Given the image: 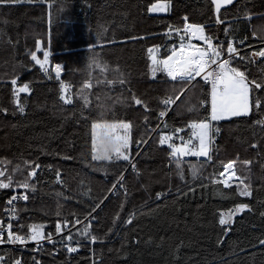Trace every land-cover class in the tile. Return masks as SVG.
<instances>
[{
	"label": "trees",
	"instance_id": "obj_1",
	"mask_svg": "<svg viewBox=\"0 0 264 264\" xmlns=\"http://www.w3.org/2000/svg\"><path fill=\"white\" fill-rule=\"evenodd\" d=\"M156 2L22 0L0 6V109H7L0 110V161L5 162L0 167L11 173L19 165L23 171L13 178L22 182L31 170L26 162L41 165L30 179L35 191L29 190L27 201H17L15 226L25 225L21 234H26L28 225L44 224L46 233H54L58 218L74 220L77 214L84 221L91 212V231L98 237L93 244L83 241L75 253H68L62 243L44 244L39 251L37 246L0 247L2 264H14L17 259L22 264H264L260 244L264 240V126L255 123L264 119V109L215 122L220 131L211 161L201 157L198 162L194 156L177 161L167 145H159L160 131L182 128L178 135L187 141L189 121L207 116L205 107L210 111L209 105L200 106L209 88L201 80L187 87L188 83L172 82L163 73L153 77L147 51L159 45L161 58L173 44L178 46L179 38L165 33L169 26L182 27L185 16L191 23L211 24L209 34L220 40L223 29L244 18L245 32L233 36L245 38L249 45L262 41L264 0H236L221 12L224 23L220 25L215 23L210 0H170L168 12H149ZM37 40L42 42L40 50ZM44 50L50 52L47 73L30 55L37 51L43 60ZM241 55H250V50ZM92 57L100 67H89ZM56 64L63 68L59 79L54 74ZM240 70H246L249 79L264 80V58L246 64V69L242 64ZM17 77L18 84L29 83L32 89L20 93L23 113L13 102L11 80ZM61 81L68 85L64 94L72 98L71 104L60 99ZM86 83L91 87H85ZM133 94L147 102L150 111L135 105ZM257 95L264 97V92ZM168 96L179 99L160 123L159 111L164 110L160 102ZM94 121L131 122L129 161L92 159ZM157 125L160 131H148ZM141 140L147 143L138 144ZM173 142L180 140L174 137ZM229 160L237 162V176L251 184V197L238 196V181L231 188L212 183ZM177 163L184 170L183 180ZM193 167L199 173L197 179L192 177ZM121 174L123 187L117 183ZM20 191L15 185L0 189V217L5 199ZM158 193L162 194L159 199ZM239 203L250 204L252 210L236 214L226 231L219 224L220 214ZM130 216H134L131 224L126 222ZM51 247L56 254H51Z\"/></svg>",
	"mask_w": 264,
	"mask_h": 264
},
{
	"label": "snow or ice",
	"instance_id": "obj_2",
	"mask_svg": "<svg viewBox=\"0 0 264 264\" xmlns=\"http://www.w3.org/2000/svg\"><path fill=\"white\" fill-rule=\"evenodd\" d=\"M22 0H0V6L14 5L21 3ZM31 2V0H29ZM47 2V0H45ZM211 5L214 6V11L217 14L215 23L217 25L223 24L224 21L220 19L221 9L225 5L233 4V0H210ZM171 8L170 0H158L153 3L148 11L152 13L168 12ZM211 24L189 23L188 17H184V24L182 28L168 27L166 36L176 35L179 38L178 46L173 44L168 50V53L163 57L158 58L157 53L160 51L159 45H154L147 49L149 53V59L151 60V72L152 76L156 77L157 73L166 74L171 80L184 81L191 84L196 80V77H201L205 84L211 85L210 93L205 95L204 99L200 101V106H210L204 108L207 112V116L203 119L189 121L187 127L191 129L190 136L187 141L183 136L178 134L183 132L182 128H174L171 133L160 131L159 125L155 129H148L149 132L160 131L159 145H167L171 152L169 155L179 160L184 156H196L205 157L209 161L212 160V145L214 144L215 135L219 133V127L215 126V122L229 120L232 117H244L248 116L253 110L259 112L264 109V97L257 95V93L264 92V80L257 81L256 79H249L247 71H241L240 66L243 64L246 69V64L253 63L255 58H264V47L259 51L252 52L251 55H241V48L244 46L245 41L240 40L235 42L234 39H227L230 29H223L226 39L220 40L218 36L209 34L212 30ZM255 35V33H253ZM140 37L139 39H144ZM132 39H137L133 37ZM202 41V45L193 44L192 40ZM264 40V36L261 37ZM215 41V42H214ZM111 43V42H109ZM42 42L36 41L37 50L41 49ZM95 45H90V48H94ZM31 60L35 61L40 68L47 73L49 69L46 67L49 63L50 52L43 51V60L38 58L37 51L30 53ZM237 66L234 67L233 63ZM100 67L95 57L90 60L89 67ZM56 78L61 77L63 71L61 64H56L54 67ZM102 71H107L103 68ZM108 83H115L116 81H107ZM121 84L125 83L123 79L119 81ZM13 102L17 106L18 111L23 113L25 107L20 103V93H30L32 91L29 83L18 84V77L11 80ZM85 87H91L90 83H86ZM68 85L61 81L60 84V99L65 104H71L72 98L65 96ZM85 103H87V97H83ZM179 97L173 98L171 96L165 97L161 100L163 109L159 111V118H164L168 114V110L172 105L176 104ZM131 100L135 105L142 106L145 111H150L148 103L143 99L132 95ZM7 111V109H0ZM193 109H189L192 111ZM147 122V116L145 117ZM257 125L264 126V119L255 121ZM132 128L131 122L119 121L114 123H96L91 125V144H92V159L93 160H124L129 161L130 157L126 154L129 150L130 144L133 142L130 136ZM167 128V124H165ZM98 129L101 130L98 133ZM174 137H178L180 144L174 143ZM147 143V141L141 140L137 142ZM256 147V145H252ZM65 159H72L71 157H65ZM4 161H0V165L4 164ZM236 161L229 160L223 164V171L218 173V178L212 179L213 184H223L225 187L231 188L232 184L237 182V194L240 197H251L253 195V189L251 184L245 182L244 178L237 176L235 165ZM247 165L250 161H244ZM26 168L31 170L27 172L28 179L22 182H17L13 178V174L22 172L23 170L19 165L12 169L11 173H8L5 168L0 167V189L7 190L12 189L15 185L16 189H23V193H14L7 201L9 205L7 212L8 222L4 223L0 220V245L10 244L26 246L29 241L35 242L37 245L36 250L39 251L43 242L48 241L50 243L60 242L65 247L68 253L78 252L83 241L87 240L90 243H95L98 240L96 235L92 234L91 223L92 213L82 221L77 214L74 220L64 218L62 221L58 218L55 224V234L61 237L59 241L53 240V233L45 232L44 224H31L27 226L26 234H21L25 231V225L19 224L14 230L13 221L17 218V209L13 207L14 203L19 200L27 201L29 199V190L35 191V187L30 183V179L37 176V169L41 168L40 164L35 162L27 163ZM50 167V166H49ZM135 168V164L132 165ZM177 172L180 178L184 179V170L179 163L176 165ZM57 180H60V172H56ZM193 179L199 178V173L195 167L192 169ZM211 179V178H210ZM7 181V182H6ZM120 187H123V174L117 180ZM116 184H113V189L116 188ZM189 191L194 192V188H190ZM179 195V189L177 190ZM162 194H157V199ZM102 203V202H101ZM100 207L99 204L96 205ZM245 210L251 211V205L248 203H239L229 210L226 214L221 213L219 224L225 226L226 231L230 230L233 223V217L238 213H243ZM95 212V209H92ZM264 216V213H261ZM59 216V213H58ZM134 216L126 221L131 224ZM87 221V223H85ZM83 225L82 229H76L73 231L75 225ZM64 232L68 234L63 235ZM261 245H264V240L260 241ZM75 245V246H73ZM3 257H0V264H2ZM14 264H22L20 259L14 261ZM34 264H39L38 261H34Z\"/></svg>",
	"mask_w": 264,
	"mask_h": 264
},
{
	"label": "built area",
	"instance_id": "obj_3",
	"mask_svg": "<svg viewBox=\"0 0 264 264\" xmlns=\"http://www.w3.org/2000/svg\"><path fill=\"white\" fill-rule=\"evenodd\" d=\"M188 22L191 23L189 20H188ZM183 24H184V22H183ZM182 27H183V25H182ZM182 27H180V28H182ZM176 37H178V36H176ZM225 39H226V37H225V34H224V36L221 38V40H225ZM227 39H234L235 42H238V41H240V40H244L245 43H244V46L241 48V52H242L243 50H250V55H251L252 52L259 51L262 47H264V40L249 45V44H247V40H246L245 38H242V37H235V36H233V35H231V34H228ZM194 40H195V39H193L192 41H194ZM200 45H202V44H200ZM255 47H258V48H257V49H254ZM258 59H259V57L255 58V61L258 60ZM165 75H166V74H165ZM167 78H168L170 81H172V82H178V81H180V80L173 81V80H171V78H169V77H167ZM198 80L203 81V80L201 79V77H196V80L193 81L192 83H194V82H196V81H198ZM192 83H191V84H192ZM189 85H190V84H189ZM207 85H208L209 92H210V90H211V85H210V84H207ZM165 117H166V116H165ZM165 117L162 118V119L159 118V119H160V123L163 122V121L165 120ZM183 159H184V158L182 157L181 160H183ZM196 159L200 160L199 157H196ZM208 161H209V160L207 159V162H208ZM130 166H131V164H130ZM131 168L134 169L132 166H131ZM222 171H223V170H222ZM16 193H23V191L16 192ZM13 194H14V193L10 194V195L5 199V206H4V208H3V216L0 217V220H3L5 224H7V222H8V215H9V213L7 212V209H8V207H9V205H7V201H8V199H9ZM16 205H17V202L14 203L13 207L16 208ZM18 222H19V218H18V216H17L16 220L13 221L14 230H15V228H16L15 224L18 223ZM77 226H78V225H75V227H77ZM75 227H74V228H75ZM74 228H73V229H74ZM67 234H68L67 232H64V233H63L64 236H66ZM60 239H61V237H58V236L55 234V229H54L53 240H57V241H59ZM59 243H60V242H57V243L53 244V243H50V242H48V241H45V242L42 243L41 246H43L44 244H47V245H50V246H54V245H58ZM91 244H93V243H91ZM4 246L24 248V247H28V246H34V247H35V246H37V245L35 244V242L29 241L28 244H27L26 246L10 245V244H2V245H0V247H4ZM51 248H52V249H51V254H56L57 251H56L55 247H51Z\"/></svg>",
	"mask_w": 264,
	"mask_h": 264
},
{
	"label": "rangeland",
	"instance_id": "obj_4",
	"mask_svg": "<svg viewBox=\"0 0 264 264\" xmlns=\"http://www.w3.org/2000/svg\"><path fill=\"white\" fill-rule=\"evenodd\" d=\"M152 13V12H151ZM161 13H165V12H161ZM246 27H247V21H246V19H244V18H238V19H236L230 26H227L226 28H228V29H230V31H229V33L228 34H231V35H238V34H241V33H243V32H245V30H246ZM202 42V41H201ZM203 43V42H202ZM202 43H199V44H202ZM165 75V74H164ZM166 76V75H165ZM167 77V76H166ZM168 79V78H167ZM169 80V79H168ZM189 86V84L187 85V87ZM186 87V88H187ZM185 88V89H186ZM173 106V105H172ZM94 122H96V123H105V122H107V123H114V122H119V121H94ZM165 128V127H164ZM163 128V129H164ZM101 130H99L98 129V133L100 132ZM168 133H171V132H168ZM130 136H131V132H130ZM132 139V138H131ZM180 144V143H179ZM179 144H177V145H179ZM130 146H131V144H130ZM130 146H129V150H128V152L126 153V154H128L129 155V157H130ZM194 157H196V156H194ZM184 158V157H183ZM199 158H201V157H199ZM115 158H113V160H114ZM131 159V158H130ZM181 159H182V157H180L179 158V161H181ZM182 162V161H181ZM198 162H199V160H198ZM131 166L134 164V159H132L131 160ZM193 169V168H192ZM226 214V213H225Z\"/></svg>",
	"mask_w": 264,
	"mask_h": 264
},
{
	"label": "water",
	"instance_id": "obj_5",
	"mask_svg": "<svg viewBox=\"0 0 264 264\" xmlns=\"http://www.w3.org/2000/svg\"><path fill=\"white\" fill-rule=\"evenodd\" d=\"M236 0H233V3L235 2ZM232 5V4H231ZM213 6V5H212ZM230 5H225V6H223L222 7V9H221V12L225 9V8H227V7H229ZM213 12H214V16H215V19H216V13H215V11H214V6H213ZM219 37V36H218ZM54 74H55V71H54ZM56 75V74H55Z\"/></svg>",
	"mask_w": 264,
	"mask_h": 264
}]
</instances>
